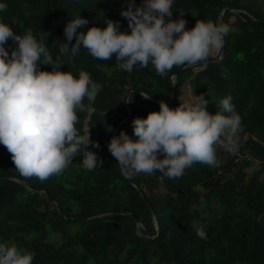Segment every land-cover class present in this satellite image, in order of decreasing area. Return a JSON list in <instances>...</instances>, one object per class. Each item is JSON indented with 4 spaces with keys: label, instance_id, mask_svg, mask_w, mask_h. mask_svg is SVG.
Listing matches in <instances>:
<instances>
[{
    "label": "trees",
    "instance_id": "trees-1",
    "mask_svg": "<svg viewBox=\"0 0 264 264\" xmlns=\"http://www.w3.org/2000/svg\"><path fill=\"white\" fill-rule=\"evenodd\" d=\"M128 2L0 0L7 5L0 21L21 35L26 29L37 37L47 32L45 43L55 60L72 18L88 21L78 32L104 28L108 20L130 32L121 15ZM172 11L174 20L183 14L187 28L197 20L220 23L223 15L222 23L231 29L223 54L221 48L216 57L175 77L183 67L164 77L151 64L128 73L118 69L114 55L94 59L83 45L75 57H62L61 71L77 77L86 71L102 85L90 122V138L99 147L89 145L101 167L85 170L78 155L63 174L41 182L22 177L0 144V242L34 250L33 264H264V12L259 0H175ZM4 47L10 55L16 44L9 39ZM39 68L52 71L51 65ZM186 81L197 96H205L212 114L223 97H232L243 129L235 138L236 151L218 147V167L196 163L178 179L158 171L123 175L108 150L113 132L118 136L123 130L135 140L134 118L158 112L161 100L178 107ZM142 91L151 98L143 99ZM78 115L82 134L85 113ZM194 221L205 225L206 239L197 236Z\"/></svg>",
    "mask_w": 264,
    "mask_h": 264
},
{
    "label": "clouds",
    "instance_id": "clouds-1",
    "mask_svg": "<svg viewBox=\"0 0 264 264\" xmlns=\"http://www.w3.org/2000/svg\"><path fill=\"white\" fill-rule=\"evenodd\" d=\"M174 2L143 0L137 5L129 0L121 15L127 19L130 32L120 31L119 22L112 20L104 28L92 26L78 32L88 21L81 16L72 18L64 28L61 55L55 60L45 43L47 32L37 37L26 29L21 35L0 21V144L10 153L22 177L43 182L59 176L78 155H82V167L87 171L103 163L89 148L90 144L99 147L90 138V122L102 85L86 71H80L78 77L61 71L62 57H75L83 45L94 59L107 61L114 55L118 69L128 73L151 64L156 74L164 77L174 67L206 62L212 50L223 47L224 37L231 31L227 24L197 20L187 28L183 14L172 19ZM6 9L7 5L0 3V12ZM9 39L16 44L10 55L4 47ZM40 64L51 65L52 71L40 70ZM140 95L145 100L151 98L143 91ZM127 102L131 103L132 97ZM207 104L202 94L175 108L161 100L158 112L134 118L136 139L122 130L108 144L123 175H152L158 171L169 179H178L196 163L218 167V147L236 151L235 138L243 131L241 117L230 95L220 100L215 114L207 110ZM81 112L85 113L82 134L76 127ZM191 226L197 236L207 238L204 224L194 221ZM35 256L34 250L0 242V264H33Z\"/></svg>",
    "mask_w": 264,
    "mask_h": 264
},
{
    "label": "rangeland",
    "instance_id": "rangeland-1",
    "mask_svg": "<svg viewBox=\"0 0 264 264\" xmlns=\"http://www.w3.org/2000/svg\"><path fill=\"white\" fill-rule=\"evenodd\" d=\"M260 7L262 11L264 12V0H259ZM219 50H212L209 57H216L219 54ZM193 95H196L195 92L192 89V85L189 81H186L185 84L183 85L181 92H180V97L183 100V102L188 101L191 99ZM248 173H251L253 168H248L245 169ZM131 264H140L137 261L132 262Z\"/></svg>",
    "mask_w": 264,
    "mask_h": 264
},
{
    "label": "water",
    "instance_id": "water-1",
    "mask_svg": "<svg viewBox=\"0 0 264 264\" xmlns=\"http://www.w3.org/2000/svg\"><path fill=\"white\" fill-rule=\"evenodd\" d=\"M222 21H223V15L221 16L220 23H222ZM223 52H224V44H223V47H222V52H221V54H223ZM220 58H221V57L216 58L215 60L220 59ZM188 67H190V66H185V67L181 68L178 72H176V73L173 74V77H175L180 71H182L183 69L188 68ZM175 89H176V86H175V82L173 81L172 96H171V100H170V101H172L173 98H174V95H175ZM130 91H131V89H129V91L127 92L126 99L128 98V95H129V92H130ZM120 125H121V123L118 124L117 128H118ZM115 132H116V130L113 132L112 137L115 136Z\"/></svg>",
    "mask_w": 264,
    "mask_h": 264
}]
</instances>
